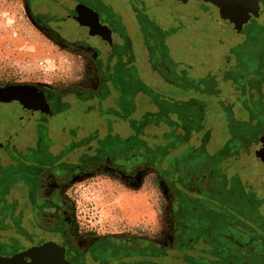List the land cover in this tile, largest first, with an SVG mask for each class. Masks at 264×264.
I'll return each mask as SVG.
<instances>
[{
    "label": "flooded vegetation",
    "instance_id": "1",
    "mask_svg": "<svg viewBox=\"0 0 264 264\" xmlns=\"http://www.w3.org/2000/svg\"><path fill=\"white\" fill-rule=\"evenodd\" d=\"M33 2L36 7V19L46 32L58 40L73 41L92 54L95 61L92 73L98 81L95 87L90 89L77 85L64 90L21 85L0 90V96L5 99L0 103V165L5 169L0 170V186L10 174L18 176L15 183L18 191L14 189L9 197L21 202L27 201V205L22 207L23 213L27 214V218L29 214L33 219L28 218L25 224L19 220L18 225L16 223L15 225L19 229L18 232L25 237L30 235V226L41 237L39 241L22 250L53 240L66 248V258L74 264H264V252L261 254L253 247L254 243H260L264 247V241L260 239L254 241L255 234L247 227L243 230L242 239L235 234L238 223L244 221V218H238L235 199L240 198L242 202H251L255 195L242 191V180L236 178L238 176L235 170L237 162L229 159L232 158L231 155L238 145L177 144L172 146L175 137L165 134V137L171 138L168 139L171 143L168 146L154 148L152 151L146 149L143 151V146L141 149L128 146L123 151L118 150L116 154L106 156L108 165L132 172L146 156L144 152L151 153V161L156 162L161 169L174 195V245L172 247L148 240L139 244L126 243L112 236H108L106 240H93L86 247L78 246L65 234L70 222L69 219L61 216L60 209L63 204L55 201V196H44L39 191L42 176L47 172L58 173L57 169L62 168L65 169L66 174L73 173L75 170L78 173L82 168L81 165L72 163L68 166L66 163L57 161L59 163L39 164L43 166L39 169L34 167L36 161L26 160L21 163L14 158L15 151H19L18 149L21 152H29L28 148L39 152H52L49 147L45 146V148L38 143L43 136L56 135L69 139L70 144L57 150L59 153L67 154L76 151L77 146L73 143L78 137L106 136V129L109 133L114 131L115 125L108 129L104 120L106 97L111 91L113 92L114 87L111 81L115 77L114 74L123 71L125 65L109 64L110 59L106 56V52L111 55L116 52L132 51L133 41L137 35L136 30L142 39L137 51L142 52V48L145 47L147 52H152L153 48L149 47L146 41L153 40L155 43L159 36L162 37L161 29L159 35L162 22L151 11L152 5L163 8V2L167 3L165 5L169 13H174L169 17L166 16L168 27L181 30L178 34L180 37L174 40H179L183 34L191 33V29L195 30V28L188 29L190 21H195L200 15L204 16L210 9L214 11V25L219 31L233 33L242 38L237 46H234L235 52H224L222 55H219V52H211L218 64L216 67L220 68L214 75V84H216L214 89L217 92L216 111L221 115L218 107L227 108V114L222 113L221 118L231 122L233 126V129H229L231 137L244 135L249 138L264 135V0H259V10L251 13L240 30L230 26L226 15L218 5L208 1L206 2L209 6L208 10H201L200 5L207 6L202 4L204 3L202 0L196 7L190 5V0L186 2L153 0L149 5L146 4V0H33ZM86 16L100 19V25L82 24L81 20ZM174 16L177 20L169 21ZM202 22L206 26L207 22ZM91 29H95L99 35H91L89 33ZM102 34L106 36L100 37ZM219 35L220 39L217 38V41L224 44L221 34ZM229 53L232 55H228ZM122 56L125 55L122 54ZM175 65V70H166L167 84L169 76L173 75L174 79L178 73L180 76H185V72L187 73L183 64L176 62ZM225 65L230 67L223 71ZM155 73L153 82L157 83L159 76L165 80L158 71ZM204 76L200 74L198 83L193 82L202 85L200 83ZM120 78L125 79V76L120 75ZM217 79L220 81H216ZM170 84L175 86L174 82ZM16 89H20V97L10 94L17 92ZM183 94H187V91L184 90L179 96L184 97ZM198 94L201 97L207 96L202 90ZM68 96L72 98V104L67 99ZM96 112L99 113L98 116L93 115ZM95 120H100L101 128L95 125ZM123 125L122 123L118 126ZM104 127L105 131L102 130ZM190 132L180 127L177 131L172 129L170 135H177L181 140H188ZM132 135L135 133L130 136ZM29 138H35L34 143L30 144ZM10 150L12 157L5 152ZM34 155L37 157L38 153ZM222 163L231 171L228 176L222 175ZM165 164H167L166 167H164ZM257 164L259 165L258 161ZM227 181L229 189L224 191V183ZM262 186L259 188L264 192V179ZM2 193L0 191V199L3 198ZM40 208L48 214V217H54L49 226H42L40 220L36 219V211ZM48 208H54L55 211L51 212ZM248 212L253 219L255 210L253 213L251 210ZM17 242L19 238L14 237L12 244ZM14 253H7L0 248L1 255L11 256Z\"/></svg>",
    "mask_w": 264,
    "mask_h": 264
},
{
    "label": "rangeland",
    "instance_id": "2",
    "mask_svg": "<svg viewBox=\"0 0 264 264\" xmlns=\"http://www.w3.org/2000/svg\"><path fill=\"white\" fill-rule=\"evenodd\" d=\"M150 1L153 0H146V4L149 5ZM199 1L190 0L189 3L196 7ZM202 1V4L208 2ZM165 4L163 2V8L152 5L151 11L162 22L159 27V35L161 29L162 37L159 36L155 43L153 40L146 41L153 48L152 52H147L145 47L142 52L137 51L140 40L142 41L138 30V36L133 41L135 48L132 47L135 52H116L111 55L106 52L110 59L109 64L125 65L123 71L114 74L111 81L113 92L106 97L104 120L108 129L115 125L114 131L109 133L106 129V136L78 137L73 143L77 146L76 151L67 154L57 150L70 144L69 139L56 135L40 137L38 142L49 147L52 152H39L28 147L29 152H21L20 149L15 151L14 158L18 162L33 160L36 161L34 167L39 169L43 168L39 164L44 165L47 162H61L68 166L72 163L81 165L78 173L75 170L66 174L62 168L57 169L58 173L47 172L42 176L39 191L44 196H55V201L63 204L60 209L61 216L70 222L65 234L80 247L88 246L93 240H106L108 236L132 244L148 240L166 247L174 245V195L161 169L156 162L151 161V153L144 152L146 156L132 172L108 165L105 154L107 150L117 151L114 149L117 145L121 146L118 147L120 151L128 146L140 149L143 146V151L168 146L171 144L168 139L171 138L165 137V134L175 137L172 146H224L238 142L239 147H236L229 159L237 162L236 178L242 180V191L255 195L251 202L235 199L238 218H244V223H238L235 234L242 239L243 230L247 227L257 234L256 240L264 241V192L260 189L263 187L264 174L256 158V152L264 142V135L231 137V122L221 118L222 113L226 115L228 110L219 106L220 115L215 105L217 92L214 89V75L220 68L216 67L218 64L211 52H219V55L235 52L234 46L242 38L233 33L219 31L214 25V11L208 10L209 6L206 4L207 6L200 5V9L208 10L207 14L200 15L188 24V29L195 30L191 29V33L174 40L180 37L178 34L181 30L168 27L166 16L174 13H169ZM35 9L33 0H0V90L21 85L52 87L55 90L69 89L75 85L85 89L94 88L98 80L92 73V66L95 64L92 54L73 41H61L46 32L36 19ZM171 19L169 21L177 20L175 16ZM202 21L207 22L206 26ZM194 22L196 26L193 25ZM218 34H221L224 44L217 41V38L220 39ZM228 55L231 56L232 53ZM176 62L183 64L187 73L185 72V76L178 73L174 79L173 75L169 76L168 85L166 70H175ZM229 67L230 65H225L223 71ZM155 71L162 74L165 80L159 76L157 83L153 82ZM200 74L205 76L201 79L202 85H197L193 81L198 83ZM120 75L125 76V79L120 78ZM218 80L220 81H216ZM170 82H174L175 86ZM183 89L187 91V94H183L185 98L179 96L184 92ZM137 90L139 92L136 95ZM201 90L205 91L206 97L198 94ZM16 91L10 94L20 97V89ZM67 99L73 103L70 96ZM1 101H5L3 96H0V103ZM98 114L96 112L93 115ZM95 122L99 127L100 120ZM122 123V127L118 126ZM180 127L191 131L188 133V140L170 135L172 129L177 131ZM102 130L105 131V127ZM133 133L135 135L130 136ZM34 139L29 138V143H34ZM243 144L244 147L241 146ZM5 152L12 157L11 150ZM35 153H38L37 157ZM166 166L167 164L164 165ZM0 170L5 169L0 165ZM230 172L222 163V175L228 176ZM17 177L10 174L0 186V191L3 192V198L0 199V248L10 254L20 252L22 248L41 239L31 226L29 237H25L18 232L15 225H18L19 220L25 224L28 218L33 219L29 214L27 218V214L23 213L22 207L27 205V201L21 202L9 197L14 189L18 191L15 184ZM224 184V191H227L228 181ZM48 209L55 211L54 208ZM249 210L252 213L255 210L253 219ZM36 219L40 220L42 226H49L54 217H48L40 208L36 211ZM14 237L19 238V242L12 244Z\"/></svg>",
    "mask_w": 264,
    "mask_h": 264
},
{
    "label": "water",
    "instance_id": "3",
    "mask_svg": "<svg viewBox=\"0 0 264 264\" xmlns=\"http://www.w3.org/2000/svg\"><path fill=\"white\" fill-rule=\"evenodd\" d=\"M186 2L188 0H180ZM221 8L226 15L230 26L240 30L248 21L251 13L259 10V0H207ZM84 25L90 23L94 26L100 25V19L86 16L81 20ZM231 27V28H233ZM94 28V27H93ZM97 29V28H96ZM106 30V28H105ZM104 31V29H103ZM103 31H100L103 33ZM105 32V31H104ZM101 35V34H100ZM106 35L102 34V37ZM106 41V38H104ZM256 158L260 169L264 174V142L256 152ZM66 248L53 240L39 245H33L11 256L0 254V264H74L66 258Z\"/></svg>",
    "mask_w": 264,
    "mask_h": 264
},
{
    "label": "trees",
    "instance_id": "4",
    "mask_svg": "<svg viewBox=\"0 0 264 264\" xmlns=\"http://www.w3.org/2000/svg\"><path fill=\"white\" fill-rule=\"evenodd\" d=\"M234 137H236V135H235ZM237 137H238V136H237ZM234 141H235V140H234ZM235 142H236V141H235ZM237 143H238V142H236L235 145H237ZM113 145H115V143H113ZM114 149H116L117 151L119 150L118 148H114ZM105 154H106L107 156H109V155H114V154H116V151H114V150H112V151L107 150V151L105 152ZM254 234H255V238H256L257 234H256V233H254ZM255 238H254V241H257ZM254 250H255V251H259L261 254H263V252H264V247H263L262 244H260V243H254ZM263 255H264V254H263Z\"/></svg>",
    "mask_w": 264,
    "mask_h": 264
},
{
    "label": "bare ground",
    "instance_id": "5",
    "mask_svg": "<svg viewBox=\"0 0 264 264\" xmlns=\"http://www.w3.org/2000/svg\"><path fill=\"white\" fill-rule=\"evenodd\" d=\"M89 33L91 34V35H93V36H96V35H99L98 34V32L94 29H91L90 31H89ZM99 37V36H98ZM100 37H102V36H100Z\"/></svg>",
    "mask_w": 264,
    "mask_h": 264
}]
</instances>
